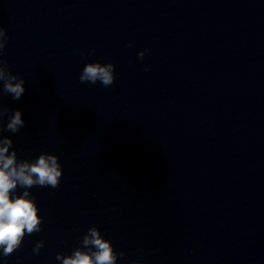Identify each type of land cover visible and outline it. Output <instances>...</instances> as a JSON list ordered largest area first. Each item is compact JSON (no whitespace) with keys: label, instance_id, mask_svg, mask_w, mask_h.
Masks as SVG:
<instances>
[{"label":"clouds","instance_id":"1","mask_svg":"<svg viewBox=\"0 0 264 264\" xmlns=\"http://www.w3.org/2000/svg\"><path fill=\"white\" fill-rule=\"evenodd\" d=\"M8 35L0 27V82H3V93L10 94L14 100H19L25 92L24 79L12 74L3 58L8 44ZM131 43L126 47H131ZM144 49L138 53L142 60L148 53ZM83 55V53H81ZM114 65L99 62L87 63L79 77L81 83L96 84L100 82L105 88L110 87L115 80ZM146 67L144 71H148ZM8 115V109L0 106V250L4 258L12 255L20 248L26 235L41 231L42 218L28 189L33 186L58 188L62 177V167L59 157L54 154L42 153L35 161L18 160L17 151L12 148V139L3 136L8 131L13 134L24 127L20 110H15L8 118L6 126L3 119ZM10 149L12 151L10 152ZM24 188L22 195H13L17 187ZM82 246L77 247L69 256L57 254L56 259L62 264H117V259L125 253H117L110 240L105 239L96 227L88 229L84 235ZM44 241H37L33 249L39 254ZM131 264H144L134 260Z\"/></svg>","mask_w":264,"mask_h":264}]
</instances>
